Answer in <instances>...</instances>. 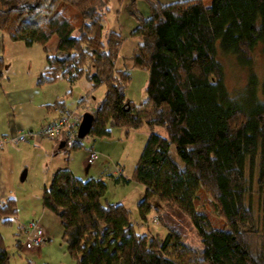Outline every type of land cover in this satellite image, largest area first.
<instances>
[{
    "label": "trees",
    "instance_id": "obj_1",
    "mask_svg": "<svg viewBox=\"0 0 264 264\" xmlns=\"http://www.w3.org/2000/svg\"><path fill=\"white\" fill-rule=\"evenodd\" d=\"M141 1L148 15L130 31L136 43L128 60L146 78L144 98L134 103L125 94L129 72L116 68L123 37L105 27L106 0H0V30L10 41L41 46L46 70L37 84L83 77L89 90L79 102L104 87L86 136L146 124L130 176L118 179L143 187L138 217L146 222L153 211L166 232L160 243L136 232L125 206L105 198L104 178L82 180L67 167L51 174L40 205L58 218L75 264H264V229L247 200L255 187L264 212V73L259 84L250 73L230 95L217 59L233 55L250 67L257 43L264 53V0ZM51 35L57 42L50 54ZM4 65L0 56V78ZM47 106L64 110L61 100ZM81 139L61 148L65 160ZM16 211L13 197L0 201V223ZM183 222L198 246L183 241ZM0 264H8L1 237Z\"/></svg>",
    "mask_w": 264,
    "mask_h": 264
},
{
    "label": "crops",
    "instance_id": "obj_2",
    "mask_svg": "<svg viewBox=\"0 0 264 264\" xmlns=\"http://www.w3.org/2000/svg\"><path fill=\"white\" fill-rule=\"evenodd\" d=\"M158 1L167 4L178 0ZM128 4L129 0H121L118 3L117 0H112V5L109 6L106 1L105 27L122 35L123 43L119 50V57L116 60V68L124 69L123 67L127 66L125 70L129 72L132 80L136 71L131 68L128 56L136 42L130 37V31L140 19L147 17L148 10L144 2L134 0L129 4L132 12H128ZM56 42V35H51L48 38L45 44L48 53L54 52ZM126 42L128 44L127 49L123 51ZM33 46L35 44L26 46L22 42L10 41L7 34L0 30V56L4 61L8 55L15 56L14 61L4 65L3 74L0 78V201L7 197H13L17 205L18 198L13 191L16 187L14 167L17 163L18 167L28 166L29 163H34L37 159H40L39 165L41 166L39 171L41 174V191L43 187L48 186L51 174L55 170L64 167H67L82 180L101 176L106 182V187L108 183L113 187L130 186L131 181L124 183L118 179L119 174H121L120 166L117 170L109 172L108 165H103V156L105 155L100 156V153L93 148L73 151L65 160V155L59 147L60 139L58 137L50 140L41 138L38 135L40 127L54 120L60 110L57 107H48L47 105L56 100L62 101L63 93H66L70 86L72 88L77 80L68 83L63 79H58L53 83L37 84L39 75L46 70V63L44 54L37 57L36 50L32 49ZM29 51H34V55H28ZM20 53L27 56L19 55ZM140 74L137 86L141 89L145 85L146 76L144 72ZM143 98L144 95L142 96L140 92L136 98L127 97L134 103L141 101ZM17 133H24L26 136L25 141H15L13 137ZM54 151L58 152L54 153ZM89 151L97 153L98 162L100 163L88 165ZM27 172H25V177ZM40 195L39 197L36 196L38 200L33 205L35 210H38L39 206L41 207ZM108 201L115 202L111 199ZM116 202H120V200ZM45 210L42 208L43 212ZM43 230L47 239V231L44 227Z\"/></svg>",
    "mask_w": 264,
    "mask_h": 264
},
{
    "label": "rangeland",
    "instance_id": "obj_3",
    "mask_svg": "<svg viewBox=\"0 0 264 264\" xmlns=\"http://www.w3.org/2000/svg\"><path fill=\"white\" fill-rule=\"evenodd\" d=\"M106 1L109 6L112 5V0ZM119 1L121 2V0H117V3ZM136 15L139 16L138 13H136ZM127 45L126 42L122 49L123 51L127 49ZM32 49L36 50L37 57L43 56L44 53L40 45L35 44ZM30 54L34 55V51H29L28 55ZM252 54L253 63L250 67L239 66L233 55L217 54V59L222 65L223 82L230 95H235L240 92L250 73L255 74L258 84L260 83L264 73V53L262 52L261 43H257L253 47ZM19 55L27 56L24 53H20ZM14 59V55H8L7 59L3 61L6 65L9 64L10 61H14ZM123 68L126 69L127 66ZM135 71L136 74L133 75L131 83L129 82L130 85L126 87V97L132 96L136 98L139 92L142 96L144 95L143 88L140 89L137 86L140 80V73L144 71L138 69H135ZM88 90L89 83L85 78L82 77L78 79L72 88L70 86L67 92L63 93L62 101L64 110H59L56 114V118L63 111L67 110L81 114L82 107L79 104L84 106L94 105L102 99L104 87L100 86L93 90L91 95L85 97L82 101L83 103L79 102L80 96H85ZM148 132L149 129L144 123L137 128L129 129L127 133H124L122 128L112 127L110 136L107 138H91L89 136L82 138V147L80 149L89 150L93 148L96 152L100 153V156L105 155L103 156V165H108L109 172H113L115 169L117 170L118 166H120L121 175L129 177ZM39 160L40 159H37L34 163H29L28 166L21 167H18L17 163L14 167L16 187L13 191L18 198L16 205L17 211L15 216L11 218L9 224L4 225L0 223V237L2 245L8 254V264H75V260L66 251V245L61 240V227L58 218L48 210L43 212L40 206L38 210H35L33 206L41 194L40 188L42 187ZM95 163H97V161ZM23 170H25V172L28 170V172L26 177L20 180L19 176ZM131 183L130 186L120 185L118 187H113L108 183L105 198L114 200L115 202L120 200L128 210L129 219L134 223L136 232L148 233L155 238L157 243H160L166 231L157 223L153 211L148 213L146 222L140 220L136 204L143 194V187L135 182L131 181ZM247 200L255 212L259 229L263 230L264 212L259 209V199L255 192V187L252 188ZM204 206L213 223H216L218 219L215 212L208 205V202L205 201ZM30 221H36L42 229L44 227L47 231L46 241L38 248L26 246L25 234L21 231L17 234V232H19L18 229L21 230ZM140 222L141 224H139ZM183 231L185 235L183 241L187 244L198 246L199 242L196 236L185 222H183ZM17 240L20 241L19 246L16 244Z\"/></svg>",
    "mask_w": 264,
    "mask_h": 264
},
{
    "label": "built area",
    "instance_id": "obj_4",
    "mask_svg": "<svg viewBox=\"0 0 264 264\" xmlns=\"http://www.w3.org/2000/svg\"><path fill=\"white\" fill-rule=\"evenodd\" d=\"M82 107V112H92V105ZM82 114V113H81ZM81 114L74 111H63L56 119L42 125L38 131V135L44 139H54L58 137L63 141L64 145L73 143L76 137V128L80 121ZM13 139L15 141H25L24 133H17ZM98 155L94 151L88 152V165L98 162ZM155 219V218H154ZM21 232L25 234L26 246L31 248H38L46 241V235L42 227L36 221H30Z\"/></svg>",
    "mask_w": 264,
    "mask_h": 264
},
{
    "label": "water",
    "instance_id": "obj_5",
    "mask_svg": "<svg viewBox=\"0 0 264 264\" xmlns=\"http://www.w3.org/2000/svg\"><path fill=\"white\" fill-rule=\"evenodd\" d=\"M91 122H92V115L89 112H83L81 114L80 121H79L77 128H76V137L77 138L81 139L87 135L89 127L91 125ZM63 146H64L63 141H60L59 147L62 148ZM24 177H25V170H23L21 172L19 179L23 180Z\"/></svg>",
    "mask_w": 264,
    "mask_h": 264
}]
</instances>
